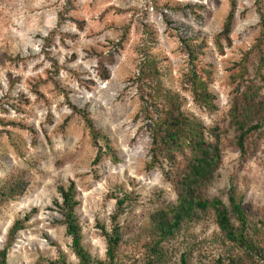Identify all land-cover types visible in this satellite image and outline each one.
Returning <instances> with one entry per match:
<instances>
[{
    "label": "rangeland",
    "instance_id": "obj_1",
    "mask_svg": "<svg viewBox=\"0 0 264 264\" xmlns=\"http://www.w3.org/2000/svg\"><path fill=\"white\" fill-rule=\"evenodd\" d=\"M231 7V0H0V186L11 175L27 183L23 196L0 199V250L13 222L31 216L12 243L7 264H56L60 258L78 264L54 207L60 202L58 188L70 182L79 202L81 244L94 261L106 262L102 229L110 231L116 201L124 199L116 220L122 232L119 264H183V258L185 264H230L235 253L210 216L183 225L161 244L158 262L146 250L149 215L176 199V170L165 160L148 169L149 123L141 113L150 90L141 74L147 54L158 61L161 85L179 95L185 113L220 135L221 164L206 196L228 205L233 189L250 227L261 230L264 124L247 137L241 155L228 117L242 91L254 92L264 108L259 79L264 0H234L231 44L220 52L213 36ZM189 35L206 45L212 110L197 106L185 83L190 67L179 38ZM98 60L107 80L100 77ZM71 106L89 113L109 138L115 159L99 142L103 154L94 163L97 149ZM184 164L178 156L177 167ZM251 262L264 264V259L254 256L240 264Z\"/></svg>",
    "mask_w": 264,
    "mask_h": 264
},
{
    "label": "trees",
    "instance_id": "obj_2",
    "mask_svg": "<svg viewBox=\"0 0 264 264\" xmlns=\"http://www.w3.org/2000/svg\"><path fill=\"white\" fill-rule=\"evenodd\" d=\"M231 6L221 31L213 36L214 46L220 52L223 45L231 44L234 0H231ZM166 22L168 23L167 20ZM260 24L264 35V14L260 15ZM145 33L150 39L151 32L148 27H145ZM179 40L190 67L184 79L192 99L200 108L212 110L214 96L208 90L209 66L203 60L205 42L197 35L185 36ZM260 61L262 63L263 59L261 58ZM98 64L101 79L107 80V69L101 60H98ZM157 64L156 58L147 54L144 58L145 69L141 71L150 87L146 101L142 100L141 110L143 117L149 123L150 163L148 169L159 166L161 160H165L171 168L176 170V173L172 175L176 199L174 203H169L163 209L149 215V225L145 229V237L148 241L146 250L149 256L153 261L158 262L163 257L161 244L177 235L183 225L199 222L205 216H210L221 232L223 242L229 245L235 253L231 256L230 264H240L244 259L253 260L254 256L264 259V222H257L261 230H257V226L250 227L248 216L242 209L241 201L237 199L233 189H230L228 195V205L218 198L206 196L207 187L215 179L221 164L220 135L216 133V130L207 129L198 119L185 113L179 95L172 94L170 90L161 85ZM259 79L264 87V75L259 74ZM239 91L237 89V93ZM239 94L240 97L233 98L228 118L237 132L236 145L241 155H244L247 137L250 133L261 129L264 124V119L260 118L264 108L262 103H258V97L254 92L248 94L242 91ZM141 99H144V96ZM71 109L74 114L83 119L92 144L97 149L94 163H98L103 154L99 142L103 143L105 152L115 159L109 138L96 128L89 113L75 106H71ZM30 131L33 133V130ZM186 151H188L187 155ZM178 156L184 159L185 164L182 168L176 165ZM5 180L0 186L1 200H12L24 195L27 183L22 176L11 175ZM57 191L60 202H55L54 207L62 219L61 224L65 227L66 236L70 238L71 249L78 264H119L117 252L122 240V232L116 220L123 213L124 199L116 201V211L111 218L114 225L110 231L106 232L102 229V236L106 243V262H97L91 258L81 244V230L75 213L79 202L76 200L74 183L70 182L68 187H59ZM30 218V214H27L22 219L14 221L8 229L4 246L0 250V264H7L8 251L17 233L25 229ZM232 219L236 222V226L233 225ZM181 260L185 264L184 258ZM149 262H151L150 258ZM56 264L67 263L60 258Z\"/></svg>",
    "mask_w": 264,
    "mask_h": 264
}]
</instances>
